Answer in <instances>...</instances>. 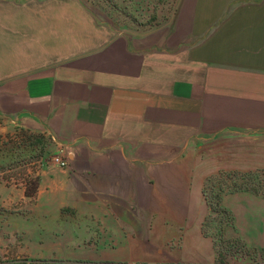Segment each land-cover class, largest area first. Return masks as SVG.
<instances>
[{
  "label": "crops",
  "instance_id": "crops-1",
  "mask_svg": "<svg viewBox=\"0 0 264 264\" xmlns=\"http://www.w3.org/2000/svg\"><path fill=\"white\" fill-rule=\"evenodd\" d=\"M88 13L79 0H0V136L42 134L67 160L40 161L32 194L30 174L0 171V253L213 261L207 178L264 168V0H173L132 29ZM221 204L263 249L264 195Z\"/></svg>",
  "mask_w": 264,
  "mask_h": 264
},
{
  "label": "rangeland",
  "instance_id": "rangeland-1",
  "mask_svg": "<svg viewBox=\"0 0 264 264\" xmlns=\"http://www.w3.org/2000/svg\"><path fill=\"white\" fill-rule=\"evenodd\" d=\"M79 2L85 12L93 14L98 19L132 29L147 27L166 16L173 0H79ZM81 12L82 9L80 16L83 18ZM53 149L52 142L45 136L26 129L0 136V171L5 177L13 174L23 178L30 174L27 182V187L30 188L32 182L37 180L38 164L50 161L55 155ZM28 167L32 168L31 172L28 171ZM208 178L204 185L207 215L202 222V231L206 237L212 239L216 255L213 261L196 264H264V248L249 247L232 232L234 225L230 222L233 215L221 204L222 196L234 191L253 190L264 195V168L244 173L220 171ZM211 206L214 211L211 210ZM0 264H22V260L10 253H0ZM160 264L181 263L166 261Z\"/></svg>",
  "mask_w": 264,
  "mask_h": 264
},
{
  "label": "built area",
  "instance_id": "built-area-1",
  "mask_svg": "<svg viewBox=\"0 0 264 264\" xmlns=\"http://www.w3.org/2000/svg\"><path fill=\"white\" fill-rule=\"evenodd\" d=\"M51 162L61 166V167H65L67 165V160L62 157L61 155H54L51 159ZM11 181L14 182V183H17L18 180L15 178V177H12L11 178Z\"/></svg>",
  "mask_w": 264,
  "mask_h": 264
},
{
  "label": "trees",
  "instance_id": "trees-1",
  "mask_svg": "<svg viewBox=\"0 0 264 264\" xmlns=\"http://www.w3.org/2000/svg\"><path fill=\"white\" fill-rule=\"evenodd\" d=\"M209 180V178H207V180H206V183H207V181ZM205 183V184H206ZM36 186H37V180H35L34 182H32V186L29 188V187H27V190H26V193L27 194H32L34 191H35V189H36ZM221 200V199H220ZM219 209V208H218ZM211 210L212 211H214L215 209L213 208V206H211ZM232 225H234V217H232V220H231V222H230Z\"/></svg>",
  "mask_w": 264,
  "mask_h": 264
}]
</instances>
